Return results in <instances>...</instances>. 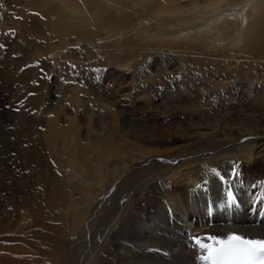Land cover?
Segmentation results:
<instances>
[{"label": "bare ground", "instance_id": "6f19581e", "mask_svg": "<svg viewBox=\"0 0 264 264\" xmlns=\"http://www.w3.org/2000/svg\"><path fill=\"white\" fill-rule=\"evenodd\" d=\"M252 10L243 27L229 16ZM159 17L172 44L134 45ZM0 20V264H41V251L56 264H211L200 244L264 240V125L245 118L264 123V0H0ZM110 33L123 45L99 42ZM94 52L143 109L128 92L115 110L104 72L70 70ZM101 99L120 122H95Z\"/></svg>", "mask_w": 264, "mask_h": 264}, {"label": "rangeland", "instance_id": "374dc122", "mask_svg": "<svg viewBox=\"0 0 264 264\" xmlns=\"http://www.w3.org/2000/svg\"><path fill=\"white\" fill-rule=\"evenodd\" d=\"M225 15H226L227 18H230L232 16V18L235 21H238L237 19H239L240 21H238V22H241L240 24H243V25H241V27H243V26L248 25L247 24L248 20H250L252 17L254 18V10H252L251 13H248L247 15H243V14H240V13H231L229 15L230 17H228L227 14H225ZM213 20L214 19H212L211 21H213ZM160 21H161V19L159 17V19H156V22L153 24V27L155 28V31L153 32V37H148L147 39H144V38L143 39H139L138 41L133 42V44L138 46V48L139 47L140 48L144 47L146 50H148V49L152 50V48H154L156 46H157V48H159V50L162 49L163 47H164V49H167L166 46H164L163 42L165 41V42H167L169 44H172L173 39H175V38L163 35L164 32L167 31L168 29L163 27V25L160 23ZM181 26H182L181 27V32L182 33H186L187 32L186 24L184 22H182ZM0 28H3L6 31L8 30V27L6 26L5 21L0 20ZM114 37L115 36H112V34L110 33V34L106 35V39L102 38L99 42H102V44L106 45V46H110L111 44H115L118 47L122 46L123 45V44H121L122 41H120L119 38H117V37L114 38ZM195 38L196 39H192V41H190V43L193 44V45H201L202 47H205V48L208 46L206 44H208L211 41V38L203 40L204 42L200 41V37L199 36H197ZM112 40L114 42H112ZM205 42H207V43H205ZM215 44H217V43H215ZM89 45L92 46V47L99 46L98 41L90 42ZM74 46H76V47L79 46L82 51L85 49L84 45H82L81 43L75 44ZM206 49L209 50V49H212V48L209 47V48H206ZM85 52H87V49H86ZM92 55H97V56H95L94 58H91ZM62 56H63L62 52H53V53L48 54L47 58H49L50 60H53L54 62H60V60L62 59ZM79 57H80V55L78 54V56L76 57L74 62H77ZM84 57L85 56L82 55V58H84ZM74 62H68V65H70L72 67V69H70V70L73 71V72L81 73V72L84 71V72H88L90 74L104 72V76L105 77L109 78L110 80L113 79L112 83L113 82H115V83H114L113 88H112L111 91H113V96H114L112 101L114 103H116L114 109L116 110L117 107H121L122 108L121 102H122V100L123 101L125 100V98H124L125 94L128 93V92H130V93H132V92L128 90L126 93H124V90L122 89L123 87L121 85L122 78L119 77V70H118L117 66L112 65V64L111 65L107 64L108 61L106 59L104 60L103 58L99 57V54H97L95 52L93 54H89L88 55V60L85 58V62H87V65H85V66H84L83 62L82 63L77 62L78 64H75ZM99 101L100 102L102 101L101 104H105V106L100 107L98 105V107H96L95 111H96L97 114H96V116L94 118L95 122H97L99 125L100 124H104V126H107L108 123H109V125H111L113 123L116 124L114 122V118H112V116L115 117V119H118L119 122H120V116L121 115L123 116L122 112L109 110L110 103L106 102V100H104V99H101ZM112 101H111V103H112ZM129 103H130V106L132 107V108H130V110H132L133 112H135V111L138 112L139 110L137 108H139V106H141L142 109L144 108V105L142 103H140L139 101L135 100L134 93H132L131 101ZM151 112L152 113H148L149 116L154 114L153 111H151ZM246 113L253 114L254 116H257V118H259V115H260V113H258V112H254V113L246 112ZM254 116H250V117H245L244 116V117L248 118L249 121H247V122H251L252 123L251 126L264 125V123H262V122H257L256 121V117H254ZM244 117L241 118V121L243 119H245ZM162 120H163V117H159V119L156 117L155 123H157V124L159 123L160 124ZM152 123H154L153 119L150 118V124H152ZM16 125L18 127L17 123H16ZM240 126L244 127V126H250V125H247L246 123H244L243 125L240 124ZM254 150H255V152L257 154L260 151V148L258 146L254 147ZM246 153L245 154L242 153L243 154L242 155L243 158L241 159L240 162L242 163V165H244L245 163H248L249 165H253L254 156L250 155L248 153L246 154ZM263 155H264V152H263ZM235 156L237 158H240L239 155H235ZM262 160H264V156L262 157ZM261 168H264V162H262V166L260 167V169ZM68 172L69 171H67V177L71 178ZM178 173L179 172H176V173L174 172L173 175H172V178L173 179L174 178H178L179 177ZM223 201L226 202L225 205L227 206V208L229 210L235 209V214L237 216L236 210H237L239 205H238L236 194L234 192H230L228 195H226V197L223 199ZM74 202L75 201L71 202L65 209H63L62 212L64 214L67 213V212H70L71 208H73L72 205L74 204ZM93 224H94V218L90 217V222H88V225H86L85 228L91 227V225H93ZM85 228L83 227V231H80L81 233H79L78 235L83 234V236H84L85 235V232H84ZM93 237L94 236H92L91 238H93ZM41 252H42V254L39 253L40 255L38 256L39 263H41V264H52V263L56 264V262H55L56 260L53 259V257H50L49 255L48 256L45 255V252H43V251H41ZM25 260L28 263L32 261L30 258L25 259ZM26 262H25V264H28Z\"/></svg>", "mask_w": 264, "mask_h": 264}, {"label": "snow or ice", "instance_id": "6c2138e0", "mask_svg": "<svg viewBox=\"0 0 264 264\" xmlns=\"http://www.w3.org/2000/svg\"><path fill=\"white\" fill-rule=\"evenodd\" d=\"M2 47L3 45H0V48ZM215 245L218 246L200 244L202 248L208 250L207 259L226 257L236 264H264V240H251L232 235L227 240H215Z\"/></svg>", "mask_w": 264, "mask_h": 264}]
</instances>
